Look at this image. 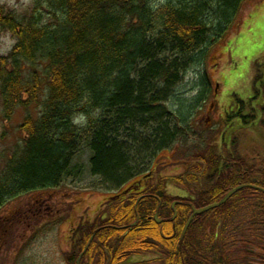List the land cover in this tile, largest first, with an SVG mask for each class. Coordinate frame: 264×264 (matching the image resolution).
Returning a JSON list of instances; mask_svg holds the SVG:
<instances>
[{
  "label": "trees",
  "instance_id": "trees-1",
  "mask_svg": "<svg viewBox=\"0 0 264 264\" xmlns=\"http://www.w3.org/2000/svg\"><path fill=\"white\" fill-rule=\"evenodd\" d=\"M245 1L34 0L22 18L1 7L4 119L19 107L35 105L39 113L20 124L23 145L0 172V209L22 193L56 187L81 172L73 165L81 143L92 153V174L122 186L134 176V153L146 158L186 135L195 105L189 114L165 111L169 89L205 58L204 45L225 36ZM5 34L15 41L8 54L1 50ZM227 115L231 122L241 112ZM137 128L148 134L131 142ZM233 140L223 154L200 155L201 162L184 175L161 176L143 193L112 201L94 222L80 224L67 264H78L85 249L80 264H264V191L254 187L196 216L180 245L193 207L217 203L242 184L264 188V155H240L238 138ZM169 180L190 196L171 195ZM237 204L255 207L258 216L241 234V246L226 236ZM148 254L153 257L130 260Z\"/></svg>",
  "mask_w": 264,
  "mask_h": 264
},
{
  "label": "rangeland",
  "instance_id": "rangeland-1",
  "mask_svg": "<svg viewBox=\"0 0 264 264\" xmlns=\"http://www.w3.org/2000/svg\"><path fill=\"white\" fill-rule=\"evenodd\" d=\"M33 2L0 0V8L11 9L22 18L32 9ZM14 43L12 36L5 34L2 53L8 54ZM204 49L205 58L188 67L182 80L169 89L170 99L163 106L170 113L179 114L181 110L189 114L195 105L192 128L184 131L186 135L146 158L134 153V176L122 186L92 174V153L81 143L73 161V165L81 167V172L67 176L56 187L22 193L0 209V264H67L73 231L81 223L94 222L105 214L110 202L119 201L122 191L133 180L150 171L148 174L154 177L151 184L161 176L184 175L201 162L200 155L208 156L211 149L218 150L220 132L225 136L223 142L230 147L233 138H238L240 155L253 157V151L264 155V0H246L225 36L204 45ZM202 91L201 103L196 104L194 100ZM212 103L213 122H220L225 110L231 115L241 112V116L224 124L222 131L216 123L209 127L204 115ZM38 113L35 105L29 109L19 107L5 120L0 101V172L23 145L26 133L19 130L20 124L27 115L37 117ZM166 113L162 115L167 117ZM136 134L130 132L131 142L135 137H146L148 132L137 128ZM167 186L170 194L190 196L184 186L171 180ZM237 206L226 223V236L234 245L241 246V234L257 224L254 218L258 216L253 206ZM144 259L137 255L130 258L131 261Z\"/></svg>",
  "mask_w": 264,
  "mask_h": 264
},
{
  "label": "flooded vegetation",
  "instance_id": "flooded-vegetation-1",
  "mask_svg": "<svg viewBox=\"0 0 264 264\" xmlns=\"http://www.w3.org/2000/svg\"><path fill=\"white\" fill-rule=\"evenodd\" d=\"M245 108H247V107L245 106ZM213 109H214V104L212 103L210 105V108H209L208 112L204 115L205 121H206L207 125H210L209 127H213L215 123H216L215 125H219V126L221 125L220 128H221V131H222L223 125L228 123V115H227L228 111L225 110L223 112V116L220 118V122H218V121L213 122L212 121V120H214V119H212V112H214ZM237 113H239V112L237 111ZM220 138H221V141H220V143H218V150L211 149L209 151V155H213V154H216V155L218 154L219 155L221 153L223 154V152H224L223 145L226 143V142H223L224 138H225L224 133L221 135V132H220ZM226 145H227V147H230L229 144L226 143ZM152 177H153L152 174H147L146 173V174L142 175L139 179L133 180L122 191L123 195L120 197L121 198L120 200H123L129 193H133V191L137 192V193L138 192L139 193H141V192L143 193L147 189V187H149L151 185V180L150 179H152ZM134 183H135V185L132 188H130L129 186L134 184ZM135 187H136L137 190H134ZM143 197H144V195H142L139 198V200L142 199ZM143 257L146 258L144 260H148V259L152 258L153 255L148 254V255H145Z\"/></svg>",
  "mask_w": 264,
  "mask_h": 264
},
{
  "label": "water",
  "instance_id": "water-1",
  "mask_svg": "<svg viewBox=\"0 0 264 264\" xmlns=\"http://www.w3.org/2000/svg\"><path fill=\"white\" fill-rule=\"evenodd\" d=\"M246 187H254V188H257V189H260L262 191H264L263 188H259V187H256V186H253V185H249V184H244V185H239L237 187H235L234 189H232L229 193H227V195H225L219 202L217 203H213L211 205H208L206 207H203V208H200V209H197V208H193V213L191 214V216L189 217L187 223L185 224L184 228H183V231H182V234H181V238H180V244L182 245L183 243V240L186 236V233L188 231V228L189 226L191 225L192 221L194 220V218L197 216V215H200V214H203L205 212H208L212 209H216V208H219L221 206H223L225 203L228 202L229 199H231L238 191L246 188ZM176 204L177 202H174L172 207L175 211V215H174V218L177 216V210H176ZM156 221L158 223L161 222V220L158 218V215H156ZM83 254L79 257V260H78V264H80V261H81V258H82Z\"/></svg>",
  "mask_w": 264,
  "mask_h": 264
}]
</instances>
